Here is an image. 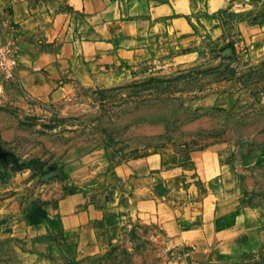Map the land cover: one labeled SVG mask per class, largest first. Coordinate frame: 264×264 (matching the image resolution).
<instances>
[{
    "label": "crops",
    "instance_id": "1",
    "mask_svg": "<svg viewBox=\"0 0 264 264\" xmlns=\"http://www.w3.org/2000/svg\"><path fill=\"white\" fill-rule=\"evenodd\" d=\"M258 1L0 0V43L17 59L12 80L0 83L10 102L49 105L165 74L201 58L205 42L212 46L219 11ZM244 33L246 58L260 59L264 25ZM75 142H66L59 165L88 178L39 201L36 224L15 225L20 258L75 263L112 246L127 226L159 223L178 264H264V201L251 197L264 199V177H246L249 192L240 186L233 144L133 156Z\"/></svg>",
    "mask_w": 264,
    "mask_h": 264
},
{
    "label": "rangeland",
    "instance_id": "2",
    "mask_svg": "<svg viewBox=\"0 0 264 264\" xmlns=\"http://www.w3.org/2000/svg\"><path fill=\"white\" fill-rule=\"evenodd\" d=\"M218 17L213 44L205 42L203 56L165 74L85 89L49 105L10 102L0 83V264H57L50 256L20 258L10 233L21 221L36 224L48 195L74 192L88 178L83 170L77 174L59 165L68 141H76L75 149L84 141L112 155L133 156L233 144L229 158L239 165L240 186L249 192L246 177H264V55L247 59L249 42L242 38L244 26L264 25V0L219 11ZM42 142L56 150H45ZM257 196L251 197L264 201ZM155 226H127L101 253L66 264H178L163 245L161 224Z\"/></svg>",
    "mask_w": 264,
    "mask_h": 264
},
{
    "label": "built area",
    "instance_id": "3",
    "mask_svg": "<svg viewBox=\"0 0 264 264\" xmlns=\"http://www.w3.org/2000/svg\"><path fill=\"white\" fill-rule=\"evenodd\" d=\"M17 59L15 51L9 45L0 43V77L4 81H11L16 71ZM200 264H216L212 262Z\"/></svg>",
    "mask_w": 264,
    "mask_h": 264
}]
</instances>
